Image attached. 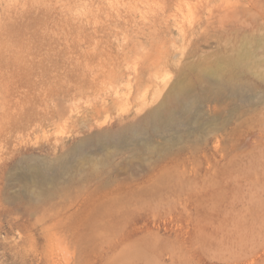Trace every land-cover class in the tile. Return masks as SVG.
I'll use <instances>...</instances> for the list:
<instances>
[{"label": "rangeland", "instance_id": "374dc122", "mask_svg": "<svg viewBox=\"0 0 264 264\" xmlns=\"http://www.w3.org/2000/svg\"><path fill=\"white\" fill-rule=\"evenodd\" d=\"M180 89L204 129L114 144ZM0 264H264V0H0Z\"/></svg>", "mask_w": 264, "mask_h": 264}, {"label": "bare ground", "instance_id": "6f19581e", "mask_svg": "<svg viewBox=\"0 0 264 264\" xmlns=\"http://www.w3.org/2000/svg\"><path fill=\"white\" fill-rule=\"evenodd\" d=\"M237 91V90H236ZM235 93V92H234ZM197 98V97H196ZM195 97H189L182 89L177 91L174 98L175 106L168 112L165 109V103L161 104L158 108L152 111V115L157 117L159 121L154 125V129L158 132L163 131L166 133L163 138V144L158 145L153 143L149 138H145L142 142L136 140H122L117 138L114 144L120 147L125 152L135 157L148 158L156 151H163L165 147H169L183 140L185 135L198 131L205 127L201 121L203 108L199 105ZM203 120V119H202ZM204 129V128H203ZM142 129L137 127L133 128L135 136L141 133ZM169 132H166V131ZM107 139L113 140L112 135L107 134ZM90 138L82 140V146L75 148L69 154H64L62 158H59L57 162H43L42 167L38 166L34 168L30 177H22L20 181L26 186L36 190L46 188V184H53L57 178L65 169L75 165V161L71 159H77V163H83L91 155L86 151L83 144H88ZM134 157V158H135Z\"/></svg>", "mask_w": 264, "mask_h": 264}]
</instances>
